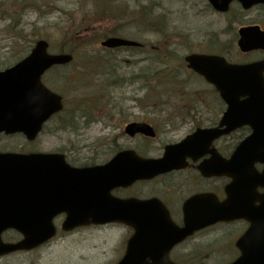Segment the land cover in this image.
<instances>
[{
  "label": "rangeland",
  "instance_id": "obj_1",
  "mask_svg": "<svg viewBox=\"0 0 264 264\" xmlns=\"http://www.w3.org/2000/svg\"><path fill=\"white\" fill-rule=\"evenodd\" d=\"M231 21L213 12L206 0H0V67L24 57L38 39L47 40L52 53L62 48L78 54L66 69L44 77L49 88L62 94L66 108L25 149L74 150L79 164H98L110 157L103 139L117 137L123 121L144 116L135 107L222 110L214 88L188 70L183 57L193 52L215 53L209 50L215 48L216 53L235 60L236 25ZM86 27L94 31L87 33L89 43L80 47L69 34ZM103 35L136 40L144 47L101 49ZM85 111L89 117L83 115ZM69 116L76 121L73 129L63 127ZM109 116L114 126L108 124ZM179 130L177 137L185 133ZM23 144L17 137L0 138V150L18 151ZM122 232L109 229L78 237L102 236L115 247L112 243ZM0 264L15 263L7 259Z\"/></svg>",
  "mask_w": 264,
  "mask_h": 264
},
{
  "label": "water",
  "instance_id": "obj_2",
  "mask_svg": "<svg viewBox=\"0 0 264 264\" xmlns=\"http://www.w3.org/2000/svg\"><path fill=\"white\" fill-rule=\"evenodd\" d=\"M230 1L209 0L220 11H225ZM101 45L116 48L138 46L139 43L109 37L101 41ZM238 45L244 51L262 48L264 33L260 34L253 27L242 28ZM47 48L45 40L37 41L27 57L16 66L0 72V133L22 132L28 139H33L42 124L61 110V97L42 85L40 77L54 65L68 64L72 56L49 54ZM185 61L188 68L216 87L227 105L220 123L226 128L206 130L208 139L244 124H250L253 129L252 135L237 147L231 160L221 164L222 170H233V183L226 188L227 199L220 206L219 219H248L251 222L249 244L252 246L245 249L264 252V193H255L258 186L264 187V168L262 173H258L253 166L255 162L264 164V62L232 65L222 57L204 54H189ZM126 132L153 135L143 124H129ZM140 161V174L122 176L114 173L112 168L116 169L122 163L127 167L133 159L119 154L111 162L115 166L110 168L96 165L77 169L67 165L59 154L0 153V233L7 228H15L25 236L17 245L0 246V253L29 248L46 240L53 234V214L60 211L69 213L72 197L82 192L89 196L93 210L91 217L101 221L121 220L123 203L110 198V190L171 168L166 155L159 160ZM257 201L260 202L258 206L255 205ZM126 206L139 207L142 211L152 208L150 202ZM49 212L53 213L50 215ZM74 218L68 215L65 229L79 224ZM263 252L262 256L248 257L260 261L264 259Z\"/></svg>",
  "mask_w": 264,
  "mask_h": 264
},
{
  "label": "flooded vegetation",
  "instance_id": "obj_3",
  "mask_svg": "<svg viewBox=\"0 0 264 264\" xmlns=\"http://www.w3.org/2000/svg\"><path fill=\"white\" fill-rule=\"evenodd\" d=\"M216 14L229 17L236 25L234 38L236 42L239 38L238 30L242 27H259L264 32L263 3L244 8L240 2L233 0L227 12ZM236 53L238 57L232 61L233 63L264 60V48L247 52L236 48ZM135 108L144 116L125 120L122 126L130 122H142L153 129L155 136L149 137L140 133L130 136L124 133V130H119L117 137L105 138L102 143L110 156L103 163L117 153L126 152L133 154V157L135 155L142 158L160 157L166 146L179 143L197 129L217 127L222 116V110L212 112L207 110L208 107L152 105ZM198 109L207 111L197 112ZM179 129H184L185 133L177 137ZM249 133L250 128L243 126L226 136L213 139L209 144L203 140L197 144L194 142L186 145L183 148L185 153L183 168L170 170L150 179L137 180L128 186L117 187L111 191L113 197L122 200H155L153 207L143 213L146 218H141L140 215L129 222H110L103 225L84 223L67 231L62 227L67 213L61 212L52 219L54 236L37 247L10 253L0 257V260L8 259L15 264H117L124 257L128 242L135 232L129 225L143 224L139 229L141 236L131 244L129 255L135 259L145 257L143 264H253L252 260L239 261L240 257L253 254V251L241 250L237 245L239 237L249 225L245 220L210 223L192 234L183 236L181 233L185 226L204 224L216 214L217 203L225 198L224 187L230 182V178L216 173L210 176L203 175L199 166L212 157L214 160L217 157L230 158L238 143ZM36 142L29 144L33 145ZM24 151L38 152L32 148ZM196 153L201 155L197 156ZM65 155L69 164L83 166L77 162L76 151L71 150ZM173 156L179 155L175 153ZM256 167L259 170L262 168L259 165ZM258 191L262 192L261 189ZM200 195L202 199L198 197L196 201L189 202ZM78 212L74 210L73 214L75 216L78 214L79 219L91 215L85 209ZM145 225L148 227L145 228ZM114 228L123 230L112 243L116 244L115 247L110 246L109 240L102 236L94 238L90 235L88 239L78 237L83 232H101ZM2 237L4 242L13 243L22 239V236L13 230L5 232Z\"/></svg>",
  "mask_w": 264,
  "mask_h": 264
},
{
  "label": "trees",
  "instance_id": "obj_4",
  "mask_svg": "<svg viewBox=\"0 0 264 264\" xmlns=\"http://www.w3.org/2000/svg\"><path fill=\"white\" fill-rule=\"evenodd\" d=\"M77 32L73 31L69 34V39L71 37L70 40H74V41H77L79 42L81 45L80 47H82L85 43H89L88 40L86 39L87 38V33H91L92 31H94V29H91V27H86L84 28L83 30H76ZM102 36V35H101ZM105 35H103L104 37ZM79 48V47H77ZM135 50H139V49H135ZM60 51H63V49L61 48ZM64 51H67V52H70V50L68 49H64ZM73 52V51H71ZM78 56V54L76 55ZM92 57H96V56H92ZM69 72V71H68ZM85 113L88 114V111H85Z\"/></svg>",
  "mask_w": 264,
  "mask_h": 264
}]
</instances>
